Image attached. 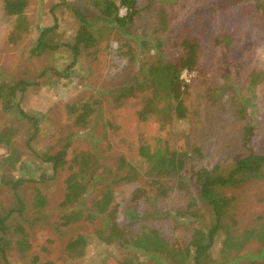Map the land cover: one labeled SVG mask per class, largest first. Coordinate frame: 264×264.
Segmentation results:
<instances>
[{
    "label": "rangeland",
    "instance_id": "1",
    "mask_svg": "<svg viewBox=\"0 0 264 264\" xmlns=\"http://www.w3.org/2000/svg\"><path fill=\"white\" fill-rule=\"evenodd\" d=\"M27 1L31 32L24 40L13 44L8 38L14 19L5 13L0 0V81H17L21 78L37 83L20 101L27 113L40 119L39 137L32 147H26L27 138L31 135V123L16 112L5 114L0 107V132L7 123L19 124L21 134L14 149L22 151L21 164L10 169L4 167L2 161L15 150L0 146V207H7L12 202L14 190L9 181L25 177L37 182L19 188L24 202H27L22 223L28 232L31 249L22 254L16 244V236H13V245L7 254L8 263L43 264L53 261L55 264H116L115 248L97 235L98 230L108 231L103 220L83 219L69 226L63 225L62 221L66 213L83 209H88L85 212L87 216L91 199L96 198L99 191L90 192L84 207L64 210L61 202L70 170L66 167L54 176L50 166L40 159L45 152L54 154L67 138L72 143L68 151L69 161L76 153L92 151L91 132L73 127L66 105L78 100L104 97L103 92L132 83L137 66L120 56L119 34L114 30L103 37L100 51L94 56H83L79 66L69 75L64 72L71 63L68 53L46 54L41 58L31 55L30 49L40 28L57 25L55 40L62 43L71 40L79 26L71 12L64 7L57 8L54 16L51 11L53 6L66 1L90 19L94 20L97 14L88 0ZM261 4L264 6V0H138L141 15L130 33L151 37L159 28V16L164 10L168 14L169 32L187 33L202 43L200 64L206 68L207 77L197 85L186 88L184 99L188 118L178 127L201 147V167L212 169L220 166L221 172L228 170L245 153L243 129L251 121L257 124L255 141L259 149L264 150V10ZM121 14L125 15V10ZM227 35L232 39L229 45L223 42L215 44L219 36ZM132 44L137 45L134 41ZM242 63L241 79L229 78V74H234L233 67ZM182 78L189 83L187 72L183 73ZM253 79L256 80L255 85ZM145 96L146 91L134 92L123 98L113 111L109 110V103H112L114 96L105 97L107 100L102 117L92 132L101 141L99 150L112 168L117 166L116 158L119 156L136 161L140 146L152 143L159 134L156 120L139 119L138 112ZM243 98L249 102L244 113ZM41 175H44L45 182H39ZM137 184L123 183L114 188L113 209L118 225L128 234L144 227L155 228L169 242L186 245L195 225L180 214L188 206V195L176 191L159 201L143 199L135 202L133 195ZM37 186L47 196L48 206L39 213H33L31 204ZM225 195L236 197L233 216L239 233L264 222V178L249 180L238 189L227 190ZM78 236L87 238V247L81 259L72 260L65 248L70 240ZM258 248L259 244L253 243L247 250L256 253ZM219 249L220 239L214 247V256ZM35 258H38L37 262ZM146 264L154 263L147 260Z\"/></svg>",
    "mask_w": 264,
    "mask_h": 264
},
{
    "label": "trees",
    "instance_id": "2",
    "mask_svg": "<svg viewBox=\"0 0 264 264\" xmlns=\"http://www.w3.org/2000/svg\"><path fill=\"white\" fill-rule=\"evenodd\" d=\"M90 7L97 16L90 19L76 7L60 2L51 8L54 16L57 8L64 7L70 11L79 26L71 40L58 42L57 25L40 28L30 54L41 58L46 54L68 53L71 63L64 69L69 73L80 64L83 56L97 54L103 42V37L112 30L119 34V54L136 64L137 73L130 84H123L108 92L104 97L78 100L66 105L73 127L79 131L91 132L92 151H81L68 160L69 149L72 146L67 138L59 149L51 154L45 152L41 161L48 164L53 174L69 168L70 174L65 180L66 193L61 202L64 210L85 206L91 191H99L96 198L91 199L88 210L66 213L62 217L63 225L69 226L80 220H103L106 229L98 230V237L109 246L115 248L116 264H146L149 260L154 264H264V222L258 226L245 229L239 233L234 210L236 197L226 196L227 190H235L249 180L264 178V150L259 149L255 141L256 122L251 121L243 129L242 143L244 155L238 157L228 170L221 172L220 166L212 169L201 167L202 149L178 129L179 124L188 118V108L184 94L191 85H197L205 77L207 70L200 64L202 43L195 36L187 33H176L169 28L168 14L162 10L159 28L151 37L137 36L130 33L135 26L141 9L138 0H88ZM5 13L14 19L9 42L17 44L31 32V23L27 15L29 3L27 0H2ZM263 10L264 6L260 5ZM125 10V15L121 11ZM158 34V35H157ZM157 35V36H156ZM230 35L218 37L216 43L229 45ZM136 42L137 45L132 44ZM135 45V46H134ZM234 74L229 78L240 80L244 64H237ZM52 71V69H50ZM62 72L63 77H65ZM187 72L189 83L182 75ZM60 75L61 73L58 72ZM253 85L256 80H252ZM242 84V82H238ZM34 81L19 79L15 81H0V107L5 114L16 112L22 119L31 123V135L27 138L26 147L38 139L40 119L27 113L21 101ZM246 87V85H243ZM187 88V89H186ZM146 91L139 119L156 120L159 134L152 143L140 146L138 159L129 161L124 156L116 158L117 166L112 168L103 159L99 150L100 140L92 129L102 117L106 98L112 97L110 111L119 107L123 98L134 92ZM245 109L249 102L245 99ZM21 134L19 124L7 123L0 132V146L14 149ZM15 150V149H14ZM22 151H12L4 158V167L16 168L21 164ZM44 175L39 182H45ZM13 185V197L9 206L0 207V264H9L8 251L13 245V236L22 254L31 249L28 232L23 227L27 202H24L19 188L30 182L37 183L32 178L21 177L9 181ZM8 183V182H7ZM123 183H138L133 200H155L169 196L179 191L189 197L188 206L180 213L186 221H193L189 241L186 245L169 242L157 229L144 227L134 233L120 227L115 220L114 188ZM31 211L39 213L48 206L47 196L38 188L31 204ZM106 216L107 218L105 219ZM230 222V223H229ZM220 239V249L214 256V247ZM258 243L256 253L249 252L248 247ZM87 247V238L78 236L69 241L66 253L72 260H79ZM38 258H35V262ZM43 264H55L46 261Z\"/></svg>",
    "mask_w": 264,
    "mask_h": 264
}]
</instances>
